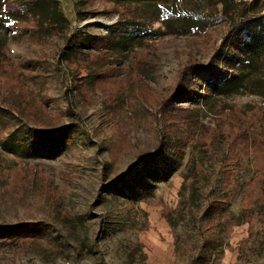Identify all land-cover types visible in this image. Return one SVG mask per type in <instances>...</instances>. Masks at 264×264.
I'll list each match as a JSON object with an SVG mask.
<instances>
[{"label":"rangeland","instance_id":"1","mask_svg":"<svg viewBox=\"0 0 264 264\" xmlns=\"http://www.w3.org/2000/svg\"><path fill=\"white\" fill-rule=\"evenodd\" d=\"M53 1L0 0V264H264V0Z\"/></svg>","mask_w":264,"mask_h":264},{"label":"trees","instance_id":"2","mask_svg":"<svg viewBox=\"0 0 264 264\" xmlns=\"http://www.w3.org/2000/svg\"><path fill=\"white\" fill-rule=\"evenodd\" d=\"M4 1V0H3ZM8 3L10 0H6ZM110 1H115L116 3H123V2H132L131 0H110ZM150 0H140V2H149ZM13 4V3H12ZM52 4H55L53 0H15V5H17V10L12 11V13H15L16 17L14 18H8L7 23H12L15 21H18L25 15H30L33 19L37 21V23H45L48 24L50 27H57V29H60V31H64L65 27H68V21L65 19V17L62 15V12L58 10L57 6H52ZM4 5V2H2V6ZM1 4H0V9H1ZM9 4L4 5L5 7H8ZM8 11H10L8 9ZM20 13V14H19ZM20 15V16H19ZM117 24L113 27H108L107 28V38L111 39L113 38L114 40L119 41V43L128 37L130 33V28H125L123 30H120L118 28ZM121 26V25H120ZM134 37H131V39ZM105 38H99L97 39L94 36H82L79 42H76L77 44H71L70 46L73 48L77 49H87L91 47L90 45H94L97 43L99 40H104ZM118 43V44H119ZM70 49V47H69ZM67 59V58H66ZM215 74L216 76L222 72V70H219L217 67L212 66L210 64L208 67H204L203 65L197 63V62H192L186 65L185 69L183 70L182 73V80L183 84H186V86L182 85L178 92L175 94V96H181V95H186L190 96L191 95V88H190V82L191 78L193 79V75H195L197 72L202 71V72H208L210 71ZM91 82H87L88 86H91ZM164 107L167 106V103H163ZM169 109H172V107L167 108L166 111H170ZM0 110L5 113V116H11V113L6 112L5 109L1 108ZM49 134V133H48ZM49 135H52L53 137H59L62 135V131L58 132H52ZM26 137L29 141H38L40 137H42L41 132H31L29 131L27 133ZM10 136L7 138L9 139ZM4 142V140L2 141ZM155 157L151 158L149 161H154ZM191 195V194H190ZM190 208V205L188 204V199L183 200V202L180 203L178 207V218L169 220V225L172 228H175L180 222H182L183 216L182 214ZM36 229L30 228V226L27 225H22V224H17V225H9V224H0V244L4 243H12V242H24L25 240L29 239L34 235V232ZM23 240V241H22Z\"/></svg>","mask_w":264,"mask_h":264}]
</instances>
